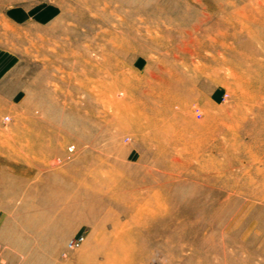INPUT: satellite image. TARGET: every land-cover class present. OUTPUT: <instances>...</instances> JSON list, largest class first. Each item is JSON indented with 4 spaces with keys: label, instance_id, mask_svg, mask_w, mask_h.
Returning a JSON list of instances; mask_svg holds the SVG:
<instances>
[{
    "label": "rangeland",
    "instance_id": "obj_1",
    "mask_svg": "<svg viewBox=\"0 0 264 264\" xmlns=\"http://www.w3.org/2000/svg\"><path fill=\"white\" fill-rule=\"evenodd\" d=\"M231 1L0 0V264H87L78 190L103 179L129 264H264V1ZM157 194L164 219L133 222Z\"/></svg>",
    "mask_w": 264,
    "mask_h": 264
},
{
    "label": "bare ground",
    "instance_id": "obj_2",
    "mask_svg": "<svg viewBox=\"0 0 264 264\" xmlns=\"http://www.w3.org/2000/svg\"><path fill=\"white\" fill-rule=\"evenodd\" d=\"M243 3H245L246 5H258L260 2L264 1V0H240ZM228 3V2H227ZM225 3V4H227ZM230 3H233L234 6V11L233 14L239 13V0H233ZM264 6V5H263ZM209 9V8H208ZM215 9V8H214ZM216 10V9H215ZM256 13H260L259 8H256ZM218 12V11H217ZM257 14V15H258ZM256 15V16H257ZM252 18V17H251ZM260 18V17H259ZM257 21V20H256ZM175 78V77H174ZM178 80V78H177ZM189 92H191V90H189ZM162 91H160V95L162 96ZM158 95V96H160ZM176 96V95H175ZM159 98V97H158ZM161 98V97H160ZM163 100V99H162ZM172 103H175L176 101H180L178 100L176 97H174ZM166 103L169 102L167 100H165ZM121 104V103H120ZM181 104V102H180ZM163 105V103H162ZM161 105V106H162ZM168 106V104H166ZM172 106V105H171ZM160 107V106H158ZM163 107V106H162ZM170 107V106H169ZM181 107V105H180ZM111 108V107H110ZM164 108V107H163ZM87 109V108H86ZM91 109L94 111L91 114H94L93 116L96 115V110L97 107H93L91 106ZM112 109V108H111ZM117 109V108H116ZM88 110V109H87ZM86 110V112H87ZM168 110V109H167ZM125 111V110H124ZM164 111V110H163ZM166 111V109H165ZM164 111V112H165ZM91 112V111H90ZM89 112V113H90ZM129 112V111H128ZM159 113V115L161 114V112L157 111ZM88 113V112H87ZM155 113V112H154ZM157 113V114H158ZM90 114V115H91ZM136 113H134L135 115ZM166 114V113H165ZM92 116V115H91ZM140 116V115H139ZM164 116V115H163ZM130 117V116H129ZM129 117H124V120L126 122V125L132 124V121L138 117L136 116L132 121L130 119H132V117L129 119ZM160 117V116H159ZM141 118V117H140ZM144 118V117H143ZM142 118V120H143ZM146 118V117H145ZM138 119V118H137ZM145 122L143 124H147V129H152V130H158L161 129L162 126H157L155 120L152 121V119H144ZM137 121V120H135ZM159 121V120H158ZM138 122V121H137ZM107 123L111 124L112 122L107 120ZM143 124H140L137 128L138 130H143L146 129L144 127ZM164 124V123H163ZM162 124V125H163ZM109 126V125H108ZM135 126V125H134ZM126 127V126H125ZM136 128V127H135ZM137 131V130H136ZM152 132V131H151ZM167 132V131H166ZM144 135H147V140L146 141H150L154 140L155 138H157L155 135V132L150 133V130H148V132H146ZM154 135V136H152ZM161 136V135H160ZM174 137V136H173ZM81 139V138H80ZM84 140V139H83ZM86 141V140H85ZM90 142H92V140H88ZM156 141V139H155ZM202 141V140H201ZM81 144L85 143L84 141H79ZM145 142V141H144ZM162 142V141H161ZM146 143V142H145ZM153 143V142H152ZM163 143V142H162ZM200 143V142H199ZM202 143V142H201ZM200 143V144H201ZM92 144V143H91ZM160 144V143H158ZM194 148V147H193ZM225 151V150H224ZM227 152V150L225 151V153ZM117 155L119 156V159L117 160V163L120 162V159L123 157L124 153L123 152H119L117 153ZM106 159V158H105ZM160 163H163V161H167L166 158H159L158 160ZM177 161V160H176ZM120 164V163H119ZM171 169H175L174 166V162L172 161V167ZM86 170V169H85ZM111 170H115L118 174V177H123L122 173L119 171V167H113ZM107 171L106 175L110 176V173L112 171ZM90 171V170H89ZM92 172H94V170H92ZM82 175H84L82 173ZM91 175V174H90ZM158 179L153 178L152 181H156ZM144 181V180H143ZM87 182L90 183L89 180H87ZM150 183L147 182H143L141 183V185H139L140 187H142L143 189L145 188V186H149ZM211 186V185H210ZM108 187V182H106L104 179L100 182V183H90V184H86L83 188L84 189H79L78 192L83 193L82 196L87 197L88 199L92 197V201L89 203L88 205V209H89V214L91 215L89 219H95V223H94V236H93V241H94V247H93V251H92V255L89 259V261L87 262V264H129L131 263V261H133L131 258H128V249L124 247L122 240L125 238V233L118 232V229H124L123 228V221L121 220V218H117L115 220H113V222L111 223V231H107L106 230V221H107V213L104 212L102 208L103 206H105L106 204V200L103 198L102 196V192L105 190V188ZM168 199H165L164 196L157 194L156 196H154L153 200L150 201V203H147V218H142V216L140 215V212L136 215V218L133 219V222H149L152 219H159V220H163L165 216H163L164 211L166 212L167 210V204H168ZM239 206H240V202H239ZM169 208V214L170 215V219H172L173 217V212L175 211L174 207H168ZM174 209V210H173ZM100 213L104 214L101 216V218H99L97 220V215H99ZM122 214V213H121ZM122 216V215H121Z\"/></svg>",
    "mask_w": 264,
    "mask_h": 264
},
{
    "label": "crops",
    "instance_id": "obj_3",
    "mask_svg": "<svg viewBox=\"0 0 264 264\" xmlns=\"http://www.w3.org/2000/svg\"><path fill=\"white\" fill-rule=\"evenodd\" d=\"M16 7H10L7 15L4 17L6 22H10L15 26L21 25H48L56 19L58 14L51 12L48 8L31 9H15ZM0 52L3 53V51ZM8 60V59H7ZM10 63V62H9ZM7 68V67H6Z\"/></svg>",
    "mask_w": 264,
    "mask_h": 264
},
{
    "label": "built area",
    "instance_id": "obj_4",
    "mask_svg": "<svg viewBox=\"0 0 264 264\" xmlns=\"http://www.w3.org/2000/svg\"><path fill=\"white\" fill-rule=\"evenodd\" d=\"M82 241H83L82 237H77V239H73L67 243V248L69 250L75 249V248L79 247V245L82 243Z\"/></svg>",
    "mask_w": 264,
    "mask_h": 264
}]
</instances>
